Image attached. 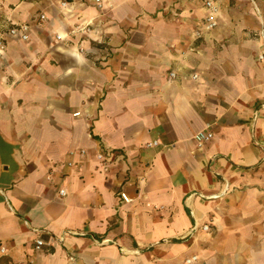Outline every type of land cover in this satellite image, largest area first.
<instances>
[{
  "label": "crops",
  "instance_id": "0c3cea01",
  "mask_svg": "<svg viewBox=\"0 0 264 264\" xmlns=\"http://www.w3.org/2000/svg\"><path fill=\"white\" fill-rule=\"evenodd\" d=\"M216 1L0 0V264H264V0Z\"/></svg>",
  "mask_w": 264,
  "mask_h": 264
},
{
  "label": "built area",
  "instance_id": "2783aa9c",
  "mask_svg": "<svg viewBox=\"0 0 264 264\" xmlns=\"http://www.w3.org/2000/svg\"><path fill=\"white\" fill-rule=\"evenodd\" d=\"M96 8H102L103 3L102 0H89ZM64 5V3H62ZM204 8L206 10V15L204 18V24H203V29L206 31L212 30L217 26V19L219 16V6L216 0H204ZM45 19L44 14H40L37 19L36 23L41 24V22ZM29 30L30 26L26 23H20V24H15L7 29V34L10 37H17L21 39L22 41L28 40L29 36ZM56 39L60 40L61 36L56 35ZM258 39L260 42V51L257 56L258 60L261 62H264V25H260V30L258 33ZM5 51V40L2 36H0V66L3 60V53ZM170 77H174V74L171 73ZM193 139L196 141L198 145H202L212 139V133L211 132H206V131H200L197 132L194 136ZM157 145V141H152L146 144V147H153ZM79 155L81 157L85 156V151L80 150ZM95 160L97 162V168L100 173L106 174L109 171L108 168V159L107 157L102 154L98 153L95 156ZM59 195L64 196L65 191L63 189L59 190ZM120 197L123 201H127L128 199L125 197L124 194H120ZM202 232H208L210 230L209 224H203L200 228ZM51 244L45 243L40 239H37L35 241V250H40L43 246H50ZM3 251V249H1ZM69 260H72L71 257H69ZM196 260L195 256H192L190 258H187L184 260V264H193V262Z\"/></svg>",
  "mask_w": 264,
  "mask_h": 264
},
{
  "label": "rangeland",
  "instance_id": "374dc122",
  "mask_svg": "<svg viewBox=\"0 0 264 264\" xmlns=\"http://www.w3.org/2000/svg\"><path fill=\"white\" fill-rule=\"evenodd\" d=\"M202 31H206V30H204V29L202 28ZM196 35H197V36H200V35H201V31H200V32H199V31L196 32Z\"/></svg>",
  "mask_w": 264,
  "mask_h": 264
}]
</instances>
